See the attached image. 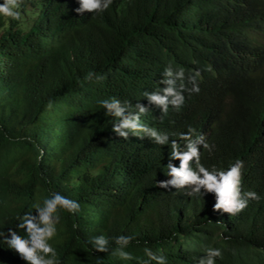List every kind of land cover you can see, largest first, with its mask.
<instances>
[{
  "label": "trees",
  "instance_id": "trees-1",
  "mask_svg": "<svg viewBox=\"0 0 264 264\" xmlns=\"http://www.w3.org/2000/svg\"><path fill=\"white\" fill-rule=\"evenodd\" d=\"M116 7L131 11L123 24L105 34L108 23L100 17L99 37L83 55V36L75 46L66 41L73 59L56 74L24 35L44 25L41 6L2 29L0 232L14 228L17 216L34 213L33 205L49 193L59 192L81 206L75 215L59 213L57 235L50 241L59 264H143L145 247L166 256L167 264H197L205 246L222 250L216 264H264V212L219 218L205 198L158 188L156 181L168 178L166 146L138 134L124 140L112 132L110 120L95 119L98 101L113 92L118 99L144 102L143 93L159 86L169 63L186 76L199 70L198 94L185 91L180 109L169 106L167 114L156 118L152 111L144 119L169 137L189 127L203 133L213 146L211 152L200 148L201 163L209 169L242 159L243 173L258 181L253 191L264 203V0H128L110 6ZM47 23L58 32L69 29L63 9ZM156 45L162 46V59L154 69L121 67L122 51L134 63ZM89 72L96 74L91 80ZM57 97L92 102L81 112L55 118L49 102ZM101 233L134 236L125 250L135 259L94 252L89 239ZM19 234L24 236L22 230ZM4 244L0 238V264H24Z\"/></svg>",
  "mask_w": 264,
  "mask_h": 264
},
{
  "label": "clouds",
  "instance_id": "clouds-1",
  "mask_svg": "<svg viewBox=\"0 0 264 264\" xmlns=\"http://www.w3.org/2000/svg\"><path fill=\"white\" fill-rule=\"evenodd\" d=\"M126 2L128 0H33L38 9L43 10L44 25L37 30L24 34L30 38L31 43L41 63L54 74L60 70L68 69L73 55L66 41L70 40L76 44L77 38L83 36L80 55L89 53L87 44L94 38L99 37L101 26L100 17L108 23L107 34L110 30L119 27L131 11L119 7L110 8L113 2ZM24 0H0V38L3 37L4 27L14 26L17 20L23 19L31 8H27ZM57 9H63L65 19L69 24L68 31L54 29L47 23V17L53 15ZM29 21L26 22V25ZM162 46L156 45L152 50L147 51L145 58L138 62H130L127 51H122L124 62L123 69L129 67H149L154 69L162 59ZM132 65V66H130ZM174 69L169 63L163 72V79L159 86L143 93L144 102L125 101L113 95L108 99L98 101L100 106L98 119L101 124L105 121L112 122V132L119 138L128 140L130 135H141V138L152 139L156 144L165 145L166 152L170 153L167 163V179L157 180L156 185L165 191L173 189L189 197L196 196L207 199L212 214L219 218L228 219L237 216L244 210L252 211L255 216L264 212V203L259 200L260 196L253 191L258 187V181L248 173H243L244 161L236 159L227 168L211 169L201 163L200 148L211 152L212 147L205 139L203 133L197 134L192 127L186 133L170 135L155 129L147 120L146 114L155 111L167 114L169 106L180 109L185 103L183 93H199L198 78L200 71L193 70L187 76L181 67ZM96 76L94 72L87 74L91 80ZM97 79H104L98 76ZM187 84L192 87L188 88ZM92 100L81 101L79 104L70 102L62 97H57L49 102V107L57 108L66 105L69 112L64 115L71 116L81 112ZM43 149L39 152V159H43ZM259 200V201H258ZM33 211L25 212L17 216V223L14 228H7L0 232V238L5 242V249L10 250L24 264H59L56 248L50 243L57 235V225L60 223V211L70 214H78L81 210L80 203L70 199L59 192H51L43 199L42 204L33 205ZM219 222V221H218ZM78 228V225H73ZM24 232V236L19 231ZM223 239H229L220 234ZM134 236L119 235L109 238L101 233L91 237L89 243L96 253L111 254L125 261H133V255L125 249L131 244ZM110 240L114 243L113 248ZM147 261L143 264H167V258L163 254L158 255L150 248L143 249ZM204 255L198 259L197 264H216L217 259H223V252L220 248L205 246ZM139 264V262H138Z\"/></svg>",
  "mask_w": 264,
  "mask_h": 264
},
{
  "label": "rangeland",
  "instance_id": "rangeland-1",
  "mask_svg": "<svg viewBox=\"0 0 264 264\" xmlns=\"http://www.w3.org/2000/svg\"><path fill=\"white\" fill-rule=\"evenodd\" d=\"M36 4L34 3H26L27 8H31L35 6ZM69 112V108L66 105H60L57 108H52L49 109V113L51 115H54L55 118H59L60 116H64Z\"/></svg>",
  "mask_w": 264,
  "mask_h": 264
}]
</instances>
